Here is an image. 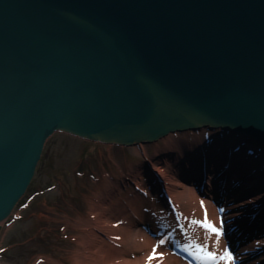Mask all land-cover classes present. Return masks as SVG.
I'll return each instance as SVG.
<instances>
[{
    "label": "water",
    "instance_id": "95a60500",
    "mask_svg": "<svg viewBox=\"0 0 264 264\" xmlns=\"http://www.w3.org/2000/svg\"><path fill=\"white\" fill-rule=\"evenodd\" d=\"M202 129L264 163V0H0V223L53 133L128 148Z\"/></svg>",
    "mask_w": 264,
    "mask_h": 264
},
{
    "label": "bare ground",
    "instance_id": "6f19581e",
    "mask_svg": "<svg viewBox=\"0 0 264 264\" xmlns=\"http://www.w3.org/2000/svg\"><path fill=\"white\" fill-rule=\"evenodd\" d=\"M209 137L210 132L206 130L170 134L160 139L159 144L151 143L153 151L149 160L145 158L144 148L137 149L145 162L135 164L131 169V181L120 178L114 185H111L106 176L107 182H105L104 190L96 193L94 201L89 203L86 216L77 222L78 234L73 239L74 246L69 250L66 258L68 263L206 264L205 261L210 262L211 259L206 258L205 253L213 252L217 256V264H264L262 262L264 259V232L262 231L264 230V219L247 222L244 216L255 213L256 209L253 208L251 213H248V210L245 213L242 211L245 206H249L254 201H260L264 191L259 190L252 196L245 197L244 188L241 183L238 184L236 177L238 174L235 175L233 172L228 181L222 176L218 177V184L222 183V187L212 189L211 179L206 178L203 188L198 190L192 183L186 184L179 180L176 170L175 178L167 176L164 170L168 160L172 164H177L178 160L182 159L183 151L188 153L200 147L202 142L207 141ZM237 139L242 142L240 137L231 136V141ZM139 175H145L147 178L152 176L149 180L154 189L157 181L155 176L165 180H163L165 192L177 213L174 223L167 213L168 216L162 223L157 224V227H152L157 220V209L163 206V200H152L148 192H142L136 183ZM240 177L245 176L240 174ZM170 181L176 182L171 183ZM129 184L133 186L132 191L128 189ZM150 193L155 196L153 189ZM213 194L225 202L220 203L219 199L213 202ZM139 200L146 201L147 204L152 203L150 214L143 211L146 216L143 220L136 212L138 204L141 205ZM218 207H220L219 212ZM257 216L260 217L258 213ZM205 217L209 223L219 229L218 238L202 224L192 223V221L203 222ZM249 226L252 229L250 236L253 235L249 240L236 247L231 245L230 239L228 243L226 242L225 238L228 234L224 233L227 229L230 231L247 229ZM158 229L164 231L158 233ZM257 230L262 232H257ZM243 233L248 234L249 232L243 231ZM161 241L164 242L161 243ZM197 246H203L204 250L199 251ZM154 249L155 258L149 260V257L153 256ZM225 250L232 254L231 262L219 259ZM259 250L263 251L253 254V258L248 257L250 252L254 253ZM172 251H176L178 255H172ZM53 264L61 263L53 261Z\"/></svg>",
    "mask_w": 264,
    "mask_h": 264
},
{
    "label": "rangeland",
    "instance_id": "374dc122",
    "mask_svg": "<svg viewBox=\"0 0 264 264\" xmlns=\"http://www.w3.org/2000/svg\"><path fill=\"white\" fill-rule=\"evenodd\" d=\"M140 147L149 160L153 144L125 148L53 133L24 195L0 224V264H69L66 258L78 234L77 222L86 216L96 193L104 190L106 176L111 185L120 178L132 180L131 169L145 162ZM139 202L136 212L143 220L152 203Z\"/></svg>",
    "mask_w": 264,
    "mask_h": 264
},
{
    "label": "snow or ice",
    "instance_id": "6c2138e0",
    "mask_svg": "<svg viewBox=\"0 0 264 264\" xmlns=\"http://www.w3.org/2000/svg\"><path fill=\"white\" fill-rule=\"evenodd\" d=\"M193 224H202L203 227H205L207 230H209L211 233L215 234L217 236V238L220 235V231L218 228H216L214 225H212L211 223L208 222L207 217H205V220L203 222L201 221H192ZM164 241H161V243H163ZM189 247H191V245H189ZM199 251H203L204 248L203 246H197ZM206 258L211 259V260H216L217 256L215 253L213 252H206L205 253ZM155 258V249L153 250V256L149 257V260ZM220 260H226L231 262L233 260L232 254L225 250L223 255L219 256Z\"/></svg>",
    "mask_w": 264,
    "mask_h": 264
}]
</instances>
